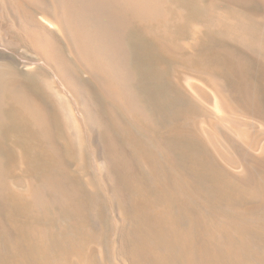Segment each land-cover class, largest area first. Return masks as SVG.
<instances>
[{
  "label": "bare ground",
  "instance_id": "6f19581e",
  "mask_svg": "<svg viewBox=\"0 0 264 264\" xmlns=\"http://www.w3.org/2000/svg\"><path fill=\"white\" fill-rule=\"evenodd\" d=\"M241 1H245V0H241ZM261 1L262 3H264V0ZM217 8L218 7L216 2L210 0L209 1L207 0H0V9H1L0 11L2 12L4 11L7 17L9 16V18L13 22L14 27L18 29L17 31H19L24 36V39L26 40L25 42H27V45L31 49L33 54H35V56L40 60V62L42 61L41 63H43L45 67H47L48 69L52 70V72H54L56 78L66 88L70 90V88L72 87V89L76 92V94H79L81 98V104L83 110L85 111V115L87 116L92 126L94 128L95 127L102 128L104 127L103 119L100 117L98 108L94 101V97L92 96L91 91L88 88L84 87L83 84L80 82L79 72L81 71L88 76L89 80L94 84L97 90V94L99 95L102 101L101 111H103V114L108 119L107 121H109L107 122V124L109 123L108 127H111L110 129L112 130V132L116 134L117 137H119L123 142H127V143L130 142V139L137 138L135 136L134 137L132 136V135H136L137 131L136 134L132 133L131 136L133 138H130L131 136H129L130 133L129 131L131 130L135 132L131 128L136 129L139 132H141L143 135H145L146 137L144 138L145 139L148 138V141H151L150 140L152 137L151 135L157 129L154 126L156 119H154L155 120L154 123L152 122L154 121L152 120V118L155 117L151 115L153 114V112L150 113L152 107H149L151 108V110L149 109L150 110L149 112L146 103L147 100L146 98L143 99L144 98L142 96L143 94L141 95L140 93L141 91H139L140 85L143 83L142 78L144 76L142 75L143 74L142 68L144 66L141 68V65L145 63L151 67L150 77L153 80L158 82L163 79L165 80L166 84L168 82V84L172 86L171 74L169 72L168 65L170 64L169 65L170 67L171 63L178 61L177 59L181 57L182 53L178 55L176 52L178 51L177 50L178 46L175 45V41H176L175 37H177L176 33L178 32V29L186 26L189 12H191L192 10L194 12V10L196 9L197 11L195 12L196 15L198 13L201 14L199 15L198 21H196L197 19L196 17H195L196 19L194 18L195 21H190V23L193 24L195 28L196 27L198 28V24H201L203 29L214 30L215 32H218L227 41L241 42V41H245L247 37H249L250 35L249 27H246L241 23H238L236 27L234 25L229 26L227 25V21L224 20L223 18L213 19V13L217 10ZM192 16L190 17V19L193 18L195 15L193 17ZM240 18L244 19L245 21L246 16ZM260 25L264 28V12L260 18ZM195 30L197 31V29ZM260 31L261 30H259V33ZM193 32L192 34H194ZM1 41L3 40L0 39V43ZM194 43H196L195 40ZM246 43H248V41L242 44H246ZM188 51L190 52V50ZM216 54H218L219 57L220 56L224 57L225 55L228 54L227 49H224L220 52L216 51ZM176 55H178L179 57L177 58ZM219 57H217V59H219ZM189 61L188 63H190ZM43 64L42 66L44 67ZM186 65L188 66V64ZM172 68L175 67H171V69ZM210 70L212 69L210 68ZM212 72L213 73L210 72V74L214 80L212 85L213 87L209 86L211 93L209 98L207 97L208 95L206 96L207 99H209L208 103H206L207 101L205 99L204 100L206 102L202 101L203 95L201 98L200 90L196 89L195 87H192L190 83L185 82L180 85H177V83H175L174 86H176V88H173V90L175 89L174 91L177 90L176 92H178L177 94H179V98L180 96L183 97L182 102L185 101L186 103H188V106L186 107L188 108L192 107V109L196 108V110L193 111L202 109L204 114L208 111L206 110V108L209 107L208 108L209 114L206 113L207 116H205L204 114V116L207 118L196 119L198 117H195L194 119H192L194 114H191L192 115V116L190 115L191 119L189 118V120H186L187 116L185 115L186 118H184V120H186V123L183 124L182 129H181V125L180 127L177 126L176 128L177 130L180 129L179 131L177 130L175 131L174 129H173L174 131H172L171 130L172 127H171L169 128L171 130V134L168 131L169 129L167 130L166 128V130L169 132L170 136L174 137L177 141L184 140V142H186L185 140H187L199 146V148L202 150L201 152H203L204 155L200 159H202L201 160L203 162L202 165H205L208 168L206 172L208 173L207 174L208 177L226 178L225 174L231 176L233 179L237 180L241 184L243 183L242 186L245 185L246 187L244 188L248 189L249 192L251 191L249 195L253 198V200H255V202L251 204L249 208L244 209L243 211L240 212H238L237 208H235V205L232 203L228 207L229 208L228 211L231 212V215L234 214L233 219L230 220H224L225 218L218 219L219 217L217 215L219 214L215 215L218 218L216 217L210 218L211 213L208 211L209 210L208 202L206 203L207 200L202 201V199H204L203 197L205 196L204 191L201 192L200 190L199 192L196 193H188L187 192L188 188L186 189L187 190L186 191L183 187L184 185H179L176 183L175 179H177L178 181L179 177L177 178L171 177V180H167L169 175H167V171L165 169H164L165 172H161L162 174H159V171L156 172L157 170L156 162L159 160V158L156 161L155 158L157 156L155 158L153 157L154 155H156V152H154L155 153L154 155L152 154V156H150L151 153H153L151 152L152 149L151 150L149 149L151 153H146V151L147 152L149 151L147 149L149 146L148 144H146L145 146L142 145L141 147L142 142H144V139L142 138L143 136H141V139L143 140H140L142 142H139L141 143L140 146L138 147L139 144L138 145L136 144V146L138 147L137 150L139 151L138 154L144 160V163L142 162V164L141 163L140 164L142 166L145 165L146 168L149 169L148 171L149 173L150 172L152 173L151 176L154 177V179L158 175H161L160 177L162 178L163 175V177H165L164 179L168 181L166 183L161 181L158 184L156 180L157 179L159 180L160 177L156 178L155 179L156 182L154 184L155 188H157L160 191H163L165 195L169 194V198L175 199L176 202L179 201L178 205L180 203L181 204L180 207L186 208L187 211L188 209L194 210V214L197 218V220L194 221L195 224H193L191 220H188L189 228L191 226H195L194 231L189 230L188 232L185 230L188 233H181L182 231L179 232L177 229H175L176 231L173 230L174 232L170 233V235L174 233L173 234V236L175 237L174 239L178 238L177 241L181 245L180 246L181 250L179 251L180 254H182V252L184 254H187L185 257L188 262L184 261V263L186 264H264V191L263 193L262 191H260L261 194H259L258 196L252 194L254 188H257L255 187L257 184H260L261 190L263 189L262 185L264 186V129L257 134L252 133V131H254L255 128L254 120L256 119L259 123L264 125V117L262 115L260 116L259 112H256L258 113V115L254 113V109L256 108V103H257L256 101L257 97L252 91L248 89L247 84L244 83L245 80L244 82L242 79L232 80V82L229 81L230 83L229 84L228 82L224 81L225 78L221 79V75L216 73L217 71L215 72L213 70ZM236 73L239 76H241L239 70H236ZM147 76L148 75H146V78ZM223 77L224 76H222V78ZM175 81H179L178 77L175 78ZM144 82H147V80H145ZM181 82L182 81L180 80L179 83ZM44 84L45 85L43 86L39 85L40 88L43 89L45 93L48 92L50 94L49 97H51V99L55 103L60 104L59 102H62L63 99H61L58 96L59 94L57 95V91H55V93L53 92L54 95H52L53 93L51 94V91L53 90L51 86L47 82H45ZM22 91L23 88L20 87V85L16 81L13 72L0 66V264H9V252H8L9 232L7 231L8 229L6 228L5 225L7 224L6 219L4 218L6 222L4 224L3 222L4 219L2 218V216L5 217L6 213H9L10 210L13 211L12 208H16L12 204L13 202L12 184L14 183L12 173H14L13 170H14V166H16L15 165L16 159L12 157L13 155L11 156L9 154L8 151L10 148H8L5 140L2 138V135L12 126H14V128H18L20 126V123H25L27 125V128L30 129V131L32 132L35 131L37 134H39L37 135L38 137L40 136L45 139L44 140L45 145H48L49 142L48 128L50 127L46 124L47 123L46 121L48 120L45 121L44 118L45 115L44 114H43L44 116L41 115L42 114L41 112L42 110L44 111V109H42L41 107L39 108L41 109L40 111L37 110L39 105L36 104H34L36 106L32 105L33 103L31 102L33 101H30L32 98L26 99L28 97H24ZM152 91L154 92V90ZM176 92L174 93L176 94ZM176 97L177 95L175 96V98ZM25 99L29 100L31 104L27 102ZM201 101L209 105V106L207 105L208 107L205 108L206 112L203 110L204 108L202 107L203 104H201ZM228 103L230 104L233 103V105L232 104L230 105L232 106V108L236 105L237 108L234 107L233 112L236 108L238 111H240V113L243 112L245 113V115H248L250 117L249 119H245L247 116L243 118L239 126L237 127L236 131L233 130V128H231L230 126L229 127L231 129L227 127L228 130L226 131V128L224 127L225 125L222 124L223 127H221L220 125V123L222 122H220L221 120L219 114L221 115L220 112L224 110L225 106ZM206 104L204 106H206ZM57 108L58 107H56V109ZM8 111L18 112V114L15 112L17 116H14L13 118L14 120L15 117L18 118H16V120L13 123L8 121L9 120ZM68 111L66 112V119L71 124L72 118L70 119V114ZM187 112L189 114L188 110ZM200 112H197V115H199ZM184 114L186 113L184 112ZM175 116L178 115L176 114ZM173 117L174 116L170 118L172 119ZM231 117L233 118L234 116ZM240 118L241 117H238V119ZM176 119L177 118H175L174 120ZM238 119H236V121ZM171 121H173V119ZM156 124L160 125V123L159 124L156 123ZM172 125H174V123ZM184 125L186 126L184 127ZM152 127H155L156 129L153 130ZM104 128L107 129L105 131L109 133L110 129L106 128V126ZM129 128L130 130L128 131ZM159 128L161 127L159 126ZM230 130L233 133V137H230L231 135H229L228 133L230 132ZM24 131L27 132V129ZM158 131L161 130L157 129V132ZM157 132L156 134H158ZM154 135L155 134H153V137ZM158 135H155L156 139L160 138V135L159 136ZM163 135H165L166 137V135L168 136V133L167 134L163 133ZM153 137L152 140L155 139ZM161 139L163 140V137ZM135 141H137V139ZM172 142H176V141H172ZM151 143H153V141H151ZM155 143H159L156 144V146L158 145V148H160V150L164 149L165 143H163L162 141L159 142L155 141ZM126 145L129 146V144H125L124 146ZM51 148L53 147L51 146ZM55 149L56 148L54 147V150ZM50 150L52 151L53 149ZM169 154L167 153V155ZM121 155H123V153ZM167 155L162 159L168 161L169 158L167 159ZM121 158L122 157L120 156V159ZM55 159L56 158L54 157V160ZM58 161L59 160L57 159L56 162ZM161 161L164 162V165L167 162L164 160ZM126 162L130 163L129 161ZM202 162H200V164ZM107 163L108 162H106V164ZM162 164L160 165V167H163ZM226 164H228L227 167H229L232 171L230 174L226 169ZM168 165H170V163ZM123 166L125 168V163L124 165H122V167ZM153 166L156 168L155 172ZM103 167L104 169H106L104 164ZM235 170L236 173L234 172ZM227 180L230 181V179ZM153 181L151 183H153ZM237 181L236 183H238ZM70 186H71L70 176L63 169L62 165H58L54 169L50 170L49 173L42 175L41 178H39L35 182L33 181V183L27 182L24 188L28 193L27 197L29 199L28 201L30 202L29 205H31L29 208L32 207L30 210L33 209V212L34 213L36 212L39 218H41V216L43 217L46 214V210L48 207L50 208L63 207L64 212L65 210H67L70 213V206H73V204L77 201L78 198L77 196L78 192H75L73 188H71ZM168 188L170 189L171 192L169 191ZM206 192L209 193L208 191ZM238 196L240 197V195ZM171 199L168 200L171 201ZM16 202L17 201L13 203L16 205ZM167 207L168 206H166V210L164 209V211L171 212L167 210ZM211 212L214 213V210H212ZM159 213L155 215L152 214L153 215L152 217L150 214L151 219H153L151 222H153L152 224H154L156 227H158L157 225H161V222L162 224H164V226L167 222H172L169 219L168 221H166L167 219L165 218H168L169 216L168 217L165 216V218H161L164 214L160 217ZM190 214L191 213L189 211L188 215ZM166 215H169V213H167ZM172 215L173 213L172 214L170 213V217H169L170 219H172L171 218L173 217ZM175 218L172 220H175ZM177 219L179 218L177 217ZM169 224L170 226L171 224L173 226V223H168V228L170 227ZM177 226L180 227L181 224L179 223ZM174 227H175V223H174ZM198 227L200 228V230L203 231V234L205 236H202L200 234ZM168 228L167 227L165 228L166 231H163L164 234L168 232ZM170 229L172 230V228ZM46 230L41 228V230L37 233L38 236L36 235L38 238V242L37 241L36 242L39 244L40 247L43 245V241L45 240V237H47ZM197 232L199 233V236L202 237L197 236ZM200 240H202V242L204 240L203 246H206L207 254L209 253L210 255H212L211 257H208L209 254L206 256L205 255L206 253L203 252L204 250L202 248H198L199 247L198 245L200 244L202 245V243H199ZM177 241L175 240L176 243ZM37 243L36 246H38ZM170 244H172V242ZM194 246H196L197 249H194L193 248ZM164 252L169 253V251L167 250H165ZM168 253H165L163 255H165V258L168 259L170 263L172 259L171 257L172 253L170 252L171 254L169 253L170 255H167ZM178 257H176V261H179ZM166 259H165V264H168ZM175 263H171V264H175ZM178 264L180 263L178 262Z\"/></svg>",
  "mask_w": 264,
  "mask_h": 264
},
{
  "label": "rangeland",
  "instance_id": "374dc122",
  "mask_svg": "<svg viewBox=\"0 0 264 264\" xmlns=\"http://www.w3.org/2000/svg\"><path fill=\"white\" fill-rule=\"evenodd\" d=\"M210 1L216 2L217 7L219 8H217V10L213 13V19L223 18L227 21V25H234L235 27L238 25V23H241L244 26L249 27L250 35L245 41H227L218 32H215L214 30L203 29L201 24H198V28H195V26H193L190 21H195L196 18V21H198L199 15H201L200 13L196 15L195 12L197 11L195 9L194 12L193 10L189 12L186 26H184L183 28H179L178 32L176 33L177 37H175V45L178 46V51L176 52L178 55H180L181 53L182 54L181 57L176 55V57H179V59H177L178 61L174 62L175 64L170 62L171 66L169 67L170 64L168 65V69L171 74L172 86L168 84V82L166 84L165 80L163 79L158 82L153 80L150 77L151 67L145 63L141 65V68L144 66V69L142 68V75H144L142 80L144 84L142 83L140 85L141 90L139 89V91H141V95L143 94L142 96L144 98H142H146V100L148 101H146L148 110H151V108L149 107H152L151 112L150 110L149 112H153V114L151 115L155 116H152V120L156 119V122L155 120L152 121L153 123L155 122L154 126L158 130L163 131L157 132V129L155 127H152V129H156L155 131L160 135V140L158 138L156 139L155 135L158 134H156L155 131L154 133L152 132L155 135L154 137L153 134L151 136L156 139L152 140L151 137L150 140L153 141V143H151V141H148V138L145 139V135L133 128L131 129L135 132L131 131L130 128L128 129V131L130 130L129 132L131 133H129V136H131L132 133L136 134L137 131L138 135H132L133 137H137V141H135L136 139L134 138L130 139V142L127 143L123 142L119 137H117V135L114 134L110 129L111 127H108L109 123L107 124V122L109 121H107L108 119L103 114V111H101L102 101L97 94V90L94 84L89 80L88 76L85 75V73L80 71L79 80L84 87L88 88L91 91L100 117L103 119V126H106V128L110 129V131L109 133H107L105 131L107 129H105L104 127L94 128L85 115V111L83 110L79 94H76L71 86L70 90L66 88L56 78L54 72L45 67V65L41 63L42 61L40 62V60L28 47L27 42H25L26 40L24 39V36L19 31H17L18 29L14 27L13 22L9 18V16L7 17L4 11V14L2 11H0V39L3 40L0 43V66L13 72L16 81L18 82L20 87L23 88L22 92L24 94V97H28L26 99L32 98L33 100H30L33 101L31 102L33 103L32 105H39L37 110L40 111L41 109L39 108L41 107L42 109H44V111L42 110L41 112L42 114H40L45 115V121L48 120L46 121V124L50 127L48 128V145L44 144V138L37 136L39 134H37L35 131H30L25 123H20V126L18 128H14V126H12L2 135V138L5 140L8 148H10L8 151L9 154L11 156L13 155L12 157L16 159V166H14V173H12L14 179V183L12 184V201L14 203L15 201H17L18 203L16 202L15 205L12 202V204L16 208H12L13 211L10 210L11 213H6L5 217L1 215L3 219H6L7 224H5V219L3 220V222L8 229L7 231L9 232V264H165L166 258L163 254L168 253L164 252L165 250L169 251V253H172L171 262L169 263L168 259H166L168 264L175 262H177L175 264H178V262L180 264H186L184 263V261L188 262L185 257L187 254H184L183 252L182 254H180L179 251L181 250V245L177 241L178 238L176 237L177 239H174V233L172 235H170V233L174 232L173 230L175 229H177L179 232L182 231L181 233H188L189 230L194 231L195 226H191L189 228L188 220H191L193 224H195L194 221H196L197 218L194 214L193 209H188L187 211L186 208L180 207V203L178 205L179 201L176 202L175 199L169 198V194L165 195L163 191L155 188L154 184L156 181L158 184L161 181L166 183L168 182L167 180H171V177H179L178 181L177 179H175L176 183L179 185H184L183 187L185 190L188 188V191L186 190L188 193H196L200 190L201 192H205L203 193L206 197L204 196V199H202V201L207 200L206 203L208 202V211L211 213L210 218H215V215L219 214L220 216L217 215L219 218L216 217L218 219H233L234 214L231 215V212L228 211V207L232 203L235 205V208H237L238 212H240L244 209L249 208V206L255 202V200H253V198L249 195L251 191L249 192L248 189L244 188L246 187L245 185L242 186L243 183L241 184L231 176L225 174L226 178L208 177V173H206L208 168L205 165H202L203 162L201 161L202 159H200L204 155L203 152H201L202 150L199 148V146L187 140H185L187 143L184 142V140L177 141L174 137L170 136L171 130L176 131L177 126L180 127L181 125V129L183 128V124L186 123V120H189V118L192 116L191 114H194L192 119H194L195 117H198L196 119L207 118L205 116H207L206 113L209 114V105L206 103H208L209 100L207 99V97L209 98L211 94L209 86L213 85L214 79L210 74V72L213 73V70L215 72L217 71L216 73L221 75V79L225 78L224 81L228 83L229 81L232 82V80L242 79L243 82L245 80L244 83L247 84L248 89L252 91L257 97V103L256 108L254 109V113L259 112L260 116L262 115L264 117V28L260 25V18L264 12V3H262L261 0ZM192 15L195 16L193 17ZM191 16L193 18L190 19ZM244 16H246L245 21L244 19L240 18ZM195 29H197V31ZM259 30H261L260 33ZM192 32L194 34H192ZM194 40L196 43H194ZM247 41L248 43L242 44ZM224 49H227L228 54L224 57L220 56V58L219 55L216 54V51L220 52ZM188 50H190V52ZM203 53L205 54V56ZM217 57H219V59H217ZM188 61L190 63H188ZM42 64L44 65V67L42 66ZM186 64H188V66ZM171 67L175 68H172V70ZM210 68L212 70H210ZM236 70L240 71L241 76L236 73ZM144 73L148 75V79L146 78V75ZM174 76L178 77L179 81H175L176 77ZM222 76L224 77L222 78ZM145 80H147V82H144ZM180 80L182 81L181 83H179ZM45 82H47L51 86L53 90L51 91V94L57 91V95L59 94L58 96L63 99L62 102H59L60 104L55 103L51 99V97H49L50 94L48 92L45 93V91L40 88L39 85L43 86L45 85ZM185 82L190 83L192 87L199 89L201 93L200 97L202 98L203 95L202 101H207L206 103H203L201 101L204 111L205 108L208 107L206 108V110L208 111H205L206 113H204L205 116L202 109L193 111L196 110V108L192 109V107H189L192 110L191 111L188 107H186L188 106V103H186L184 100V102H182L183 97L180 96L179 98V94H177L178 92H176L177 90H173V88H176V86H174L175 83H177V85H180ZM167 85H169L170 87ZM152 90H154V92ZM174 92H176V94ZM54 93L52 95H54ZM174 95H177V99ZM26 101L30 103L29 100ZM205 104L206 106H204ZM231 104L233 105V103ZM231 104L228 103L225 106L224 110L220 112L221 115L219 114L221 120L220 122H222L219 123L221 127L225 125L224 127L226 128V131L230 127L236 131L243 118H245L246 116L247 117L245 119L250 118L248 115H245V113H240V111L236 109L237 107L235 104L234 107H236V111L234 110L233 112L234 107L232 108V106H230ZM56 107L58 108L56 109ZM187 110L189 111V114ZM67 111L70 114V119L72 118L71 124L66 119ZM15 112L18 114L17 111H8V121L13 123L16 118H18L15 117L14 120L13 117L17 116ZM184 112L186 114H184ZM197 112H200L199 115H197ZM174 114H177L178 116H175ZM182 114L184 116L186 115L188 119ZM256 114L258 115V113ZM172 116L177 118L176 120H174V117L172 118L175 122L171 121L172 119L170 117ZM231 116L234 117L232 118ZM238 117L241 118L238 119ZM184 118H186V120H184ZM236 119L238 120L236 121ZM156 123H160V125H157ZM173 123L174 125H172ZM254 123L255 128L254 131H252L253 134H257L264 129V125L259 123L256 119L254 120ZM186 125H184V127ZM159 126L161 128H159ZM166 128L167 130L171 128V130H168L170 134L166 130ZM26 129L27 132L24 131ZM230 132H228L229 135H231L230 137H233V133ZM163 133H168V136L166 135L165 137ZM132 136L130 138H133ZM141 136H143L142 138L144 139V142L140 141L143 140L141 139ZM162 137L163 140L161 139ZM154 140L156 142L162 141L163 143H165L164 149L160 150V148H158V145L156 146V144L159 143H155ZM139 142H142V144ZM125 144H129V146H124ZM136 144H139L138 147L140 146V144L141 147L142 145L145 146L146 144H148L149 146L147 149L153 150H151V152L153 153H151L150 150L148 152L146 151V153H151L150 156H152V154L154 155V152H156V155H154L153 157L155 158L157 156L155 160L157 161L159 158V162H156L157 167L154 165L157 170L153 166L154 172L156 170V172L159 171V174H162L161 172H165L166 170L167 175H169L168 179L166 178L167 180L164 179L165 177H163V175L162 178L160 177L161 175H158L156 178L160 177V179H157L155 181L156 178L154 179V177L151 176L152 173H149V169H147L145 165H141L142 162L144 163V160L138 154L139 151L137 150L138 147L136 146ZM115 145H117L118 147ZM51 146L53 148H51ZM54 147L56 148V152L54 150ZM50 149L53 150L51 151ZM115 150L117 151L118 155ZM122 153L123 155H121ZM167 153L169 155H167ZM157 154L159 155V157ZM163 155L164 157H166L167 155V159L169 158L170 161L169 159L168 161L162 159L164 158ZM120 156L122 157L121 159ZM168 156H170L171 158ZM54 157L56 158L55 160ZM57 159L59 160V163L56 162ZM122 159L129 161L130 163ZM161 160L167 161L166 164L170 163V165L165 164V166L164 162ZM106 162L108 163L106 164ZM200 162L202 163L200 164ZM124 163L125 168L124 166L122 167ZM57 164L62 165L63 169L70 176V187L73 188L75 192H78V198L73 206H70V213L67 210H65L64 212L63 207H48L46 210V214L43 217L41 216V218H39L37 216V213L33 212V209L30 210L32 207L29 208L31 205H29L30 202L28 201L29 199L27 197L28 193L25 190L24 186L27 182L33 183V181L35 182L36 180L41 178L42 175L49 173L50 170L58 166ZM103 164L106 169H104ZM161 164L164 168L160 167ZM227 166L228 164H226V169L230 174L232 171ZM234 172L236 173V170ZM184 179L187 180L185 181ZM227 179H230V181ZM152 181L153 183H151ZM236 181L238 183H236ZM192 185L194 188L192 187ZM259 186L260 184H257L255 186L257 188H254L252 194L258 196L259 194H261L260 191H262L263 193L264 186L262 185V190L261 186ZM189 187L192 188L190 189ZM206 191H208L209 193H207ZM238 195H240V197ZM168 199H171L172 202ZM146 203L147 205H149L147 206ZM166 206L170 207H167V210L171 212L164 211V209L166 210ZM212 210H214V213L211 212ZM161 211L164 213H162ZM189 211L191 213L190 215H188ZM166 212L169 213V215H166ZM158 213L160 217L164 214L161 218H165V216L170 217V213H173L172 216L174 218L176 216V218L175 220H172L174 219L173 217H171L172 219H170L169 217L165 218L167 219L166 221H168L169 219L172 222H167L165 226L161 222V225H157L158 227H156L154 224H152L153 222L151 221L153 219H151V217ZM177 217L181 221L177 219ZM168 223H173V226L171 224V227L169 224L170 227L168 228ZM179 223L182 227L177 226ZM166 227L168 228V232L164 234L163 231H166ZM41 228L45 230L47 229V237H45L43 245L40 247L37 243V233L41 230ZM170 228H172V230ZM198 229L200 234L202 236H205L203 234V231L200 230L199 227ZM185 230L188 232H186ZM197 236H199L198 232ZM175 240L177 241V243L175 242ZM35 242L38 244V246H36ZM171 242L172 244H170ZM203 242L202 240H200L199 243H202V245H197L199 246L198 248H202L204 250L203 252L206 253L205 255L207 256L209 253L207 254V249L206 246H203ZM193 248L197 249L196 246H194ZM169 253L167 255L171 254ZM173 254H175L176 256ZM177 254L179 255V257H182L179 258ZM211 256L212 255L209 254L208 257ZM176 257H178L179 261H176ZM181 259L183 262L181 261Z\"/></svg>",
  "mask_w": 264,
  "mask_h": 264
}]
</instances>
